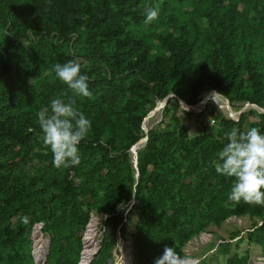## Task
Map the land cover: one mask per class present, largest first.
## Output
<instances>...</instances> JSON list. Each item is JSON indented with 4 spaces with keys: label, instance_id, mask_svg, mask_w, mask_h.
Listing matches in <instances>:
<instances>
[{
    "label": "trees",
    "instance_id": "obj_1",
    "mask_svg": "<svg viewBox=\"0 0 264 264\" xmlns=\"http://www.w3.org/2000/svg\"><path fill=\"white\" fill-rule=\"evenodd\" d=\"M57 1L61 9L51 15L50 30L53 31L42 33L40 26L34 28L28 45L32 56L29 60L18 44L24 34L19 32L30 23L44 21L41 8L47 6V0H0V28L6 25L10 37L13 36L0 48V156L15 158L20 153L29 156L41 145L38 123L24 110L32 100L35 84L31 82L32 64L48 70V77L40 83L45 104L54 98L66 101L71 98L89 117L97 112L114 113L118 117L124 110L118 108L125 89L141 88L142 106L151 102L146 92L153 88L156 98L162 99L171 91L186 106H194L203 94L216 91L230 104L249 102L263 109L261 113L249 110L247 114L257 119L248 129L256 127L264 134V0H199L200 7L193 6L183 17L176 4L185 0ZM146 6L159 9L158 18L149 24L144 23ZM198 19L205 20L202 40L206 43V55L203 61L193 64L195 50L202 46ZM76 21L79 22L77 29L82 30L79 35H85L86 43L95 47L89 57L98 62L94 75L87 78L91 97L74 94L53 71V65L76 61L80 56L72 33ZM152 39L160 44L163 53H151ZM206 65H210V72ZM80 72L84 74L82 69ZM128 77L132 85L125 88L123 83ZM183 113L191 115L190 111L183 110ZM238 125V129L245 131ZM194 131L195 135L189 137L185 125L176 130L172 144L179 155L175 159L170 156L168 137L152 127L146 133V144L137 150L136 168L128 149L145 137L143 132L122 150L114 147L111 140L102 141L99 135L89 143L84 139L79 145L80 156L96 144L94 148L104 157L84 173V184H77L75 180L80 163L65 168L62 178H54L40 189L32 178L36 189H29L23 182L25 175L16 172L15 163L1 162L0 258L7 246L13 244L17 227L24 222L21 218L14 227L12 219L17 214L26 218L32 208V221H38L33 204L39 203L50 211V221L46 223L50 242L43 264H78L83 250L79 233L85 231L91 218H88L92 208L88 198L92 200L96 196L90 185L99 174L106 173L108 179L103 208L109 211L105 223L112 229L103 234L90 264H113L117 235L127 237L132 243L131 264H153L165 245L175 247L180 255L184 243L210 223L233 214H261L264 205L229 202L227 194L232 179L218 174L213 165L226 142L224 133L229 130L219 131V138L215 140H205L199 128ZM50 165L52 161L47 167ZM104 169L106 172L102 173ZM190 174L192 181H186L185 177ZM46 189L51 190L39 202L31 199ZM132 198L137 200V205L132 204L124 214L125 208L120 207ZM135 208L137 218L129 234L124 218ZM250 229L246 231L248 240L254 241L253 237L258 236L256 243L262 246L264 257V218ZM229 247V242L218 244L199 264L226 253ZM221 264L246 262L232 254Z\"/></svg>",
    "mask_w": 264,
    "mask_h": 264
},
{
    "label": "rangeland",
    "instance_id": "obj_2",
    "mask_svg": "<svg viewBox=\"0 0 264 264\" xmlns=\"http://www.w3.org/2000/svg\"><path fill=\"white\" fill-rule=\"evenodd\" d=\"M193 6H195V8H199V0H185L182 2V4H176L178 12L181 14L180 17H183L185 12L191 11ZM242 7L243 5H240V8ZM60 9L61 7L57 0H47V6L41 8L44 21L37 23L36 25L30 23L29 25L25 26L22 32H19L20 34H24L21 35L22 39L20 38L18 44L23 49L24 53L28 55L29 60H32V56L30 54L31 52L28 45L34 35V28H38L40 26V31L42 33L53 31L50 30V25L53 24L51 15L55 11L60 12ZM253 13V9H251L250 14L253 15ZM78 23L76 21L75 31L72 32L74 33L73 39L76 38L77 41L76 45H73L76 46L77 50H79L78 53L80 54L76 61L80 63V69H82L84 72L83 75H87L86 77L88 78L89 76L94 75V67L98 64V62L89 57L90 51L93 52L95 47L86 43L84 34V36L79 35V33H81L80 31L82 30L80 28L77 29L79 27ZM197 23L200 33L198 35L200 40L199 43L202 46L201 48H196L191 62L193 64L203 61L206 55V43L202 40L205 39V36L202 35L205 29V20L198 19ZM9 32L6 30V25L0 28V48H2L3 45L9 40H12L13 36L10 37L11 35ZM151 53L153 55L163 53L161 46L156 41V39H152ZM32 67L34 71L33 75L31 76V82L35 83L32 91L33 95L32 100L28 102L24 110L28 111L38 123V110L41 107L48 105L42 100V93L40 89V83L43 81V79L48 77V70L43 69L41 65L38 66L37 64H32ZM205 67L208 72L211 71L210 65H206ZM129 78L130 77H128V79H126L123 83L125 88L132 85V81ZM154 91L155 90L153 88V90L149 89L146 92L147 99H151L152 103L147 102L145 106H142V94L144 91H142L141 88H134V90L125 89L123 94H121L118 108L119 110H124L118 117L114 113L106 112L91 113V117H89L87 113L81 110V107L74 104V106L79 111L83 112L86 118L91 121V129L85 138L87 143H89L93 137L99 135L102 141L106 142L111 140L114 147H117L118 150H122L123 147L129 144L133 137L136 136L140 131L146 136L147 131L154 127L159 133L165 134V136L168 137V143L172 149L170 156L176 159L179 154L174 151V145L172 144V141L176 135V130L179 129L181 125H185L187 127L189 137H193L195 135L194 130L199 128L202 131L203 137L207 138L205 140H215L219 138V131L230 130L234 127L238 128V124L247 130L251 122H255L257 120L255 116L252 117V115L249 116V114H247L249 110H256L260 113L263 112V109L261 110V108L249 102H238L234 104L229 103L228 105V99L216 91H210L206 94H203L202 99L194 106H186L184 103H181L182 107L180 106L179 101L176 100L175 94L173 92L170 91L164 98L159 99L155 97ZM183 110L190 111L191 115H185ZM238 120H241L240 123H236ZM230 121H234V123H230ZM144 138L145 137H142V139ZM145 144L146 141L141 147L138 148V150L141 149ZM95 145L96 144H93L91 147H88L86 151L81 153L80 167L77 169L79 176L75 177L77 184H84V173L89 171L91 167L96 164V162H99L100 159L104 158L102 152L99 149L94 148ZM133 153V149L131 152L130 149H128V154L132 162L134 157ZM4 161L13 162L16 164V172L25 175L23 182L29 187V189L30 187H35L34 184L31 183L32 178L36 179L38 182L37 188L40 189L41 187L51 183L52 179L62 178L65 171L64 167L56 168L53 166V164L50 165V167H47L49 162L52 161V156L51 153L43 146L42 140L41 145L39 147H35L29 156H24L23 153H20L19 156L15 158L10 156H0V163ZM148 169L151 170L150 167ZM183 171L184 168L182 167L181 172ZM73 172L74 171L72 170V173ZM105 172L106 170L104 169L102 173ZM135 175H137V171ZM185 178L186 181H192L193 177L190 174ZM214 178L215 176H213L211 180L213 181ZM91 183L92 184L90 186L96 191V196H94L92 200L88 198V201H91L92 205V208L89 210L88 218H90V216L91 220L94 218L96 243L97 247H99L103 234L105 232L111 231L112 229L111 226H108L105 223V218L107 217L109 211L103 208V204L106 203L104 190L108 185L106 173L104 175H96L95 179L92 180ZM50 190L51 189H46L44 192L38 193L41 194L40 196L35 194L31 199L39 202L38 199L48 194ZM132 204L137 205V200L135 198H132L129 203L121 205L120 208H125L124 214L128 212ZM33 206L37 208L38 221H32V208L27 212L26 222L24 221L21 227L18 226V224L19 220L22 218V215L20 216L17 214V217L15 216L12 219L13 226H18V231L15 235L13 244L7 246L5 254L2 258H0V264H43L46 253L45 256L43 255L42 257L34 255L36 242L33 240L32 235L35 227H38L41 235L39 239L40 245L43 241H46L45 250L47 252V244L50 242V238L49 234L47 233L46 223L50 221V211H48V208L44 209L45 206L39 203H35ZM19 216L20 218H18ZM136 218V208L131 209L124 218V220H126V233L130 234L133 232V226L135 224ZM263 218L264 211L261 212V214H233L217 223H210L203 230L192 235L191 238L184 243L181 248L180 256L189 257L192 264H199V262L204 257H207L215 250L218 244L229 242L231 243V247L228 248L226 253L213 256L207 260L206 264H221L225 262L228 256L232 254L237 256L239 260L245 261L246 264H264L262 246L256 243L258 242V236H254V241L250 240L252 241L250 242L247 237L248 232H246L251 230L250 228L254 224L257 223V225H259ZM88 221L87 224L90 223ZM87 224L86 226H88ZM85 228L87 229V227ZM86 229L84 232L82 231L79 233L81 238H83V246ZM131 247L130 239L117 235V242L113 250V264H130V260H127L126 258H132ZM127 252H129V254H127Z\"/></svg>",
    "mask_w": 264,
    "mask_h": 264
},
{
    "label": "clouds",
    "instance_id": "obj_3",
    "mask_svg": "<svg viewBox=\"0 0 264 264\" xmlns=\"http://www.w3.org/2000/svg\"><path fill=\"white\" fill-rule=\"evenodd\" d=\"M145 24L158 18L157 7H145ZM75 60L53 65L56 78L74 94L91 97L88 79L80 72ZM214 94V93H213ZM181 103V101H180ZM71 98H54L37 112L43 146L51 153L56 168H68L80 163L79 145L86 138L91 121L75 106ZM226 142L217 153L213 165L218 174L232 179L227 199L234 204L264 205V134L256 127L245 131L232 128L224 133ZM26 222V218L22 217ZM153 264H190L175 247L164 246Z\"/></svg>",
    "mask_w": 264,
    "mask_h": 264
},
{
    "label": "bare ground",
    "instance_id": "obj_4",
    "mask_svg": "<svg viewBox=\"0 0 264 264\" xmlns=\"http://www.w3.org/2000/svg\"><path fill=\"white\" fill-rule=\"evenodd\" d=\"M181 103H182V101H181ZM144 142H145V138L140 139V141L138 142L139 144L137 143L138 145L132 146L133 152H134V150H138V148L141 147L144 144ZM132 149L130 150V152L132 151ZM90 220H91V218H90ZM90 220H89L90 223L87 224L88 226H87V229H86V232L84 235V246H83V250L81 251V257L79 259L78 264H90L91 260L94 257V254L96 252L97 243H96V233H95V221H94V218L91 221ZM40 236L41 235H40L39 228L35 227V229L33 231L32 238L36 242L35 243L36 249L34 250V255H36L38 257H42L43 255L45 256V253H46V250H45L46 241H43L40 245V240H39ZM124 254H126V253H124ZM127 254H129V252H127ZM126 259L130 260V257H127ZM190 264H192L191 261H190Z\"/></svg>",
    "mask_w": 264,
    "mask_h": 264
},
{
    "label": "water",
    "instance_id": "obj_5",
    "mask_svg": "<svg viewBox=\"0 0 264 264\" xmlns=\"http://www.w3.org/2000/svg\"><path fill=\"white\" fill-rule=\"evenodd\" d=\"M179 103H180V100H179ZM183 103V102H182ZM228 103V105H229V102H227ZM180 106L182 107V105H181V103H180ZM147 140V137L145 136V141ZM140 141V139L133 145V146H135V145H137V143ZM132 149V147L130 148V150ZM133 163H134V167L136 168V165H137V151L136 150H134V157H133ZM138 175V174H137ZM131 246H132V243H131ZM49 247V243L47 244V248ZM98 248L99 247H97L96 248V252L98 251ZM95 252V253H96ZM48 253V249H47V252H46V254ZM131 256H132V247H131ZM45 258H46V256H45ZM45 258H44V260L43 261H45ZM132 263V258L130 259V264Z\"/></svg>",
    "mask_w": 264,
    "mask_h": 264
}]
</instances>
